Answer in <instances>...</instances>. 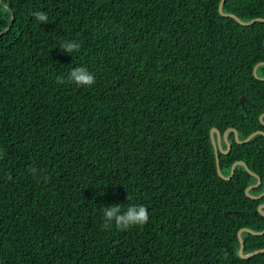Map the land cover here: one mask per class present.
Instances as JSON below:
<instances>
[{
  "label": "trees",
  "instance_id": "1",
  "mask_svg": "<svg viewBox=\"0 0 264 264\" xmlns=\"http://www.w3.org/2000/svg\"><path fill=\"white\" fill-rule=\"evenodd\" d=\"M220 2L0 0V264H264L238 254L239 230L264 231V197L245 194L257 180L220 178L210 141L264 132V22ZM222 11L264 19V0ZM76 67L95 83L56 82ZM227 140L221 173L244 162L260 195L264 137ZM117 205L148 222L104 229ZM241 238L245 255L264 249V234Z\"/></svg>",
  "mask_w": 264,
  "mask_h": 264
},
{
  "label": "clouds",
  "instance_id": "2",
  "mask_svg": "<svg viewBox=\"0 0 264 264\" xmlns=\"http://www.w3.org/2000/svg\"><path fill=\"white\" fill-rule=\"evenodd\" d=\"M36 21L45 24L48 21V16L42 11L33 13ZM81 45L76 41H64L60 45V50L64 53L78 52ZM58 84L74 83L77 86H92L95 83V77L83 67H76L69 71L67 80L57 78ZM4 156V152L0 151V158ZM28 171L32 174L37 173L36 168H29ZM9 179L11 177L9 176ZM45 181L47 177H44ZM103 212V228L108 230L115 226L118 230H127L133 226H143L148 222V210L145 206L129 205L123 213L120 206H108L101 208Z\"/></svg>",
  "mask_w": 264,
  "mask_h": 264
},
{
  "label": "water",
  "instance_id": "3",
  "mask_svg": "<svg viewBox=\"0 0 264 264\" xmlns=\"http://www.w3.org/2000/svg\"><path fill=\"white\" fill-rule=\"evenodd\" d=\"M223 3H224V0H221L220 4H219V7H218V12L221 16H224V17H228V18H233L236 22H238L240 25L242 26H250L252 25L253 23H255L256 21H261V22H264V19H261V18H258V19H254V20H251V21H248V22H242L239 18H237L235 15H232V14H225L223 13L222 11V6H223ZM260 66H264V62H261V63H258L254 66L253 68V76L255 79L259 80V81H264V78L263 77H259L257 75V69L258 67ZM245 98L244 97H241L240 98V104L243 106L244 108V104H245ZM263 117H264V113L259 117V120H260V123L262 125H264V121H263ZM232 132L234 133V138H235V141L238 143V144H244V143H247L251 138H253L254 136L256 135H262L264 137V132L262 131H256L254 133H252L250 136H248L246 139L240 141L238 139V133L236 130L234 129H228L225 131V133L221 136L220 132L213 128L210 130V141H211V144L214 148V154H215V162H216V171H217V174L220 178H222L223 180H230L231 177L233 176L234 174V170L237 166H242L247 173H249L251 176L255 177L256 178V184L248 187L246 190H245V194L251 198V199H254V200H258V199H261L264 197V192L261 193L260 195L258 196H252L249 194V190L250 189H253L255 187H258L260 184H261V178L254 174L253 172H251L249 170V168L247 167V165L242 162V161H238V162H235L232 166H231V170H230V173L227 177H225L222 173H221V168H220V163H219V157H218V154L219 152L222 153V154H227L230 150V145L228 143V140H227V135ZM222 141L225 143V146H226V149L224 150L223 147H222ZM263 208H264V205H260L258 206V212L264 216V212H263ZM242 232H246V233H249L251 235H254V236H258V235H262L264 234V231L262 232H255V231H252V230H249V229H241L238 231L237 233V237H238V240H239V243H240V246H239V251H238V254L239 256L242 258V259H248V258H251L253 257L254 255L256 254H259V253H264V249H259V250H256L252 253H249L247 255L243 254V251H244V244H243V241H242V238H241V233Z\"/></svg>",
  "mask_w": 264,
  "mask_h": 264
}]
</instances>
